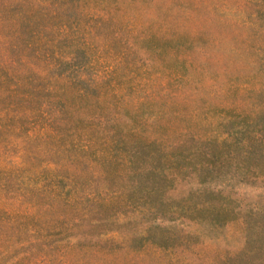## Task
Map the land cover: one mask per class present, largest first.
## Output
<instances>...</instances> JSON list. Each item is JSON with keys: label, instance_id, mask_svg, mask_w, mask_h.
Returning a JSON list of instances; mask_svg holds the SVG:
<instances>
[{"label": "rangeland", "instance_id": "1", "mask_svg": "<svg viewBox=\"0 0 264 264\" xmlns=\"http://www.w3.org/2000/svg\"><path fill=\"white\" fill-rule=\"evenodd\" d=\"M0 264H264V0H0Z\"/></svg>", "mask_w": 264, "mask_h": 264}, {"label": "trees", "instance_id": "2", "mask_svg": "<svg viewBox=\"0 0 264 264\" xmlns=\"http://www.w3.org/2000/svg\"><path fill=\"white\" fill-rule=\"evenodd\" d=\"M260 113H261V112H260ZM150 212H151V210L149 209V210H148V213H150Z\"/></svg>", "mask_w": 264, "mask_h": 264}]
</instances>
